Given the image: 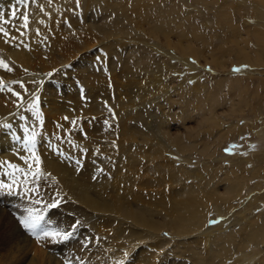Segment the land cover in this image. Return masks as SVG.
<instances>
[{
    "label": "bare ground",
    "instance_id": "bare-ground-1",
    "mask_svg": "<svg viewBox=\"0 0 264 264\" xmlns=\"http://www.w3.org/2000/svg\"><path fill=\"white\" fill-rule=\"evenodd\" d=\"M102 1L106 5L105 12L109 7L110 12L114 10L118 14L116 19L112 20V23L116 24L113 29V26L107 25L100 17L102 12H100V8L104 9L101 5ZM122 1L124 0L118 2L122 3ZM135 1L134 5L143 0ZM193 1L194 3L201 2L208 8L215 5L216 24L228 28L230 32L228 39L224 35V43L215 48L214 54L211 53L210 63L214 68L226 67L227 61L231 63V59L225 58L229 53L234 55L236 62H249L255 64V66H264V22L262 25L255 24L256 26L251 28L252 30L249 33L247 32L248 38H242L239 42V28L232 23L227 6H219L215 2L206 3L203 2L204 0ZM259 2L264 6V0H259ZM258 5L252 3L253 12H259ZM82 7L85 9L84 14L79 13L78 17L76 19L71 18V21L78 23V20L81 22L83 18L85 19L77 26H73L70 21H65V17L69 13L65 10L62 0H0V27H3L5 32L8 33V36L0 34V60H3L11 69L7 71L4 67H0V81H3L4 87L8 89L6 90L3 87L0 90V165H2L0 166V181H8L9 176L4 173L12 171L7 168L4 162H10L23 169V171H29V164L21 160L20 157L28 159L29 163L32 164L31 170L34 172L36 170L35 161L32 153L28 151V149H33L35 155L41 161L39 165L40 173H46L47 176L56 178L62 194L69 199V206L74 207L79 216L83 217V215L95 213L106 214L110 217L107 220V225L111 227L109 230L111 240L108 241V245L110 244L108 248L111 245L116 247L117 244L121 245V242H124V245L126 243L129 245L126 248L123 247V250L129 251L132 245L150 239V237H152V240L159 241L154 235L159 233L161 229H167L171 234L179 237H188L176 244V250L183 245L182 250L177 254L169 252L160 255L157 263H154L155 255L153 253L154 249L151 248L152 245H150L151 247L142 245L134 250L133 256L125 264H132V262L134 264H222L225 258L230 255L231 244L236 242L238 235L241 238L239 245L241 248L250 243L264 242V216L262 213L258 214L249 223L238 227L237 232L232 234L214 236V231L222 223L216 221L210 225L207 224L209 208L214 205L213 207L219 213L218 210L221 205H224V208L231 206L232 204L228 201L241 196L240 192L243 184H246V177L235 173L234 177L230 176L226 179L225 188L219 192L218 185L217 188L216 185L209 187L214 176L212 172L210 177L203 181L205 186L200 184L198 186H185L182 182L190 176L197 177L198 172L195 174L194 170H188L184 165L176 168L167 158L160 162V160H163L162 155L164 153L170 155V149L175 148L180 153H190L192 150L198 149V144H196L194 138L212 134L213 127L220 122L212 114L216 108L215 105H217L214 96L210 97L211 104L208 110L203 103L200 104L199 102V118L208 125L204 128L201 126L202 130L195 129L194 132L186 135L187 140L188 137L193 140L190 143L182 135L171 136L165 121L160 115L154 114L151 109L145 110L147 115L152 117L150 121L143 117L142 106L145 104H141V100L145 98L146 100L154 99V96L148 97V94L152 90L154 92L156 85H159L160 81H157L159 75H155L153 80L144 81L142 85L139 76L134 75L129 84L125 83V87L128 86L126 89L124 84L121 87H118V84L115 85L116 93L118 95L123 94L128 99L126 101L120 98L110 105L101 98L102 93L107 97L106 81L103 80L105 67L102 63L96 65L91 62V54H83L85 51L81 52L79 58L71 61L70 64L61 65L54 69V72H51L53 69L47 71V68H52V66L68 60L69 56H65L67 54L65 49H71L73 53L79 48L86 47V39L82 37L83 33L93 35L91 30H94L97 33L96 35L104 36L126 33L129 31L127 25L119 23L127 18L129 22H133L135 25V19L129 18L131 16L130 11L123 4L109 3L107 0H90L86 7L83 4ZM82 7L79 6L78 11L82 10ZM176 11V5L171 3L165 9L158 8L156 17L161 20L158 24L153 21L154 24H150V28L146 30L147 33L157 40L163 38L164 46L172 48L174 52L178 51V57L167 54L169 59H176L180 63L187 61L188 57H193L197 62L204 57L206 59L207 55L205 56L202 49L196 46L205 39L191 22L185 24L184 30L182 22L177 23L175 33L178 40L176 43L170 42L169 37L173 33V29L166 27V23L168 26L171 16L173 20L175 19L174 14H177ZM13 13L16 14L15 17ZM24 14H27L29 18L27 28L23 27L22 17ZM138 15L136 25L142 26L145 21H149V14L141 13ZM261 17H264L263 13ZM77 27L83 29L81 32L79 31V34L74 31ZM51 31L52 33H50ZM249 38L250 40L253 38L255 44L253 51H249L245 45ZM108 47L111 53L117 51L111 45ZM61 49H64V51ZM121 56L119 54L114 59L115 63L117 61L121 64L125 62L117 73L119 78L130 73L127 63L123 59L124 57ZM109 59V57H104L106 65L108 64V70L114 72L113 64ZM185 63L189 67L191 66L187 62ZM94 65L97 66L98 71L90 70L89 67L92 68ZM44 69L47 70L43 72ZM193 77L195 78V76ZM58 81L63 84L61 85L63 86L61 92L57 85ZM78 82L84 86L85 100L79 98L83 96L79 93ZM240 82L236 79L231 81L232 88L236 92H245L246 86H241ZM260 84L264 86V79L260 81ZM149 85L152 86V89L148 88ZM219 85L217 86L219 87ZM112 90L113 88L109 86L111 96ZM13 93H19V97ZM134 95L139 97L138 102L133 99ZM87 102L89 103L87 104ZM245 104L246 101L242 99L239 100V104L230 106L233 107L234 112H239L243 110ZM132 108L136 111L133 112ZM52 114L66 115L69 120L66 124H55L51 120ZM86 118H90L91 121L83 126L82 120ZM77 119L80 121L73 124L72 122ZM4 125H8V127H4ZM52 127L54 129L58 127L61 133L68 134L71 131L68 134L69 140H66L67 137L62 138L66 141L65 143L58 140L57 133L55 130L53 132ZM230 131L235 134L238 129L230 128ZM33 133L35 134L34 144H26L25 141L29 140ZM228 133H220L218 141L221 143L219 139L226 138ZM87 136H89V139ZM57 142L61 144H57ZM162 142L166 144H162ZM201 143L202 146L200 145L201 147L198 150L201 155L206 156L204 158H210L212 156L209 150L210 143L204 142V140ZM97 144H99V150ZM213 144L215 145V143ZM100 151L105 156L97 154ZM142 156L146 159L159 160L153 162L156 163L154 170L158 172V175L143 181V185L152 187L167 183L168 186H171L175 183L178 189H171L172 194L167 195V197L162 194L161 196L151 197L145 195L143 190L131 191L129 185L128 188L127 185L121 187L125 178L124 169H134L135 167V171H138L140 168L137 169L136 166L139 165L140 159L142 161ZM254 157L256 167L258 165L260 168L264 162V152L258 157ZM233 160L238 164L237 166L248 162V159L239 157ZM77 161H80V164H77ZM99 168L105 169V171H102L104 173H101ZM115 168H117L116 171L119 172V175L112 181L111 171ZM259 168L251 175L256 176ZM166 171L169 173L167 174ZM148 194H151V192ZM154 194L156 195V192ZM260 197L264 200V195H260ZM254 202L255 199H253L252 204ZM226 203L227 206H225ZM154 215L158 217V220H155ZM260 218L263 221L262 225L254 226ZM116 219L120 222L117 226H114L113 221ZM196 234L200 235V239L192 238ZM129 237L135 238L137 242L132 241L133 239L129 240ZM204 239L208 241L205 246L201 244ZM186 241L187 243H185ZM36 256L34 255L29 260L30 264L33 263L34 259L36 260ZM262 262L264 264V261ZM44 264H48V262L46 261ZM98 264H101V262Z\"/></svg>",
    "mask_w": 264,
    "mask_h": 264
},
{
    "label": "rangeland",
    "instance_id": "rangeland-1",
    "mask_svg": "<svg viewBox=\"0 0 264 264\" xmlns=\"http://www.w3.org/2000/svg\"><path fill=\"white\" fill-rule=\"evenodd\" d=\"M89 1L90 0H78L77 2V0H62L65 10L69 13V15H66L65 21H70L73 26L82 23L85 18H83L81 22L77 19L78 23L71 21V18L76 19L79 13L84 14L85 9L82 7V4L86 7ZM118 1L119 0H107L109 3L117 2L123 4L126 9L130 11L131 16L129 18L135 19V25L133 22H129L128 18L119 23L127 25L126 27L129 31L126 33L123 32V34L117 33L109 36L96 35L97 33L94 30H91L93 35L85 32V34H82V37L86 39L85 48H79L73 53L70 47V50L65 49V53H67L65 56H69L68 60L56 64L52 66V68H47L48 70L44 69L43 72L46 70L50 71L51 69H53L51 72H54V69L57 67L61 65L66 66L70 64L71 61L78 59L80 56L79 54L85 51L83 54H91V62H94L96 65L97 63H102L105 67L103 80L106 81L107 97L102 93L101 98L110 105L120 98L126 101L128 99L125 95H118L116 93L115 85L118 84V87H121V85L124 84L125 87V83L129 84V82L133 80L132 77L134 75L139 76L141 80L140 84L142 85L144 81L146 82L149 79L153 80L155 75H159V79L157 80L160 81L159 85H156L154 92L152 90L151 93L148 94V97L154 96V99L146 100L145 98L141 100V104H145L142 106L143 117L150 121L152 117L148 116L145 110L151 109L154 114L160 115L165 121V125L168 126L167 129L170 131L171 136L175 137L176 135H182L183 138L190 143H192L193 140H191L190 137H188L187 140L186 135L190 134V132H194L195 129L202 130L208 125V123L202 122L199 118V102L200 104L203 103L208 110L211 104L210 97L214 96L217 100V105H215L216 108L212 114L215 118L219 119L220 122L217 126L213 127L211 135L207 134L202 135V137L194 138V141L196 140L195 142L198 144V149L202 146L201 141L203 142L204 140V142L210 143L209 150L212 156H210V158H204L206 156L201 155L198 149H194L190 153H180L174 148L172 149L173 151L170 149V155H165L164 153V155H162L163 160H160V162H163L167 158L176 168L184 165L188 170H194L195 174L198 172V174H196L197 177L190 176L182 182L185 186H198V184L205 186L203 181L210 177L211 172L214 176L212 178V184L209 187L216 185L215 187L217 188L218 185L220 189H218L219 192L223 191L225 188L226 179L230 178V176L234 177L235 173L247 178L245 180L246 184H243V188L240 192L241 196L228 201L232 204L231 206L224 208V205H221L218 210L219 213L217 209L213 207L214 205L209 208L207 212V224H212L210 221L222 223L218 225V229L214 231V236L235 233L238 227L249 223L258 214L262 213L264 216V200L260 197V195H264V162L260 168L258 165L256 167V160L254 157H258L264 152V86L260 84V81L264 79V66H255V64L249 62H236L234 55L229 53L225 58L231 59L232 62L230 63V61H227L226 67L214 68L210 63L211 53L214 54L215 48L222 45L225 36L227 38L230 34L228 28L216 24L215 5L212 8H208V6L201 2L194 3L193 0H143L142 2H137L135 5V0H124L122 3ZM203 2H215L219 6L224 5L228 7L232 23L239 28V42L242 38H248V33L252 30L251 28H254L256 25H262L264 22V17H261L262 13L264 14V6L260 4L259 0H204ZM253 2L256 3V5L259 4V12H253L251 7ZM170 3L176 5L177 8V14H174L175 19L173 20L171 16L168 26L166 23V27L173 29V33L169 37L170 42H177L178 37L175 33L177 27H175V25L181 22L183 30L187 22L194 24L198 33L205 39V41L197 45L194 44L202 49L205 56L207 55L206 59H204V57L201 61L197 62L193 57V59L188 57L185 62L189 63L191 65L190 67L185 62L180 63L176 59H169L167 56H170V54L174 55V57H178V51L176 50L174 52L172 48H167L164 46L163 38L157 40L146 31L150 28V24H154L153 21L158 24L161 20L156 17L157 9H165ZM101 5L104 9L100 8V12L102 11L100 17L107 25L113 26V29L116 27V24H113L112 20H115L118 14L114 10L110 12V10H108L109 7L105 12L106 5L104 1L101 2ZM79 6L82 7L80 11H78ZM141 13L149 14V21H145L142 26H139L136 25V22L138 21L137 18H139L138 14ZM80 29L81 28L77 27L74 31L79 34V31L81 32L83 30ZM50 33H52V31ZM190 39L192 40V38ZM252 39L250 40L249 38L245 43L249 51L255 49V44ZM109 45L113 46L117 51L111 53L108 47ZM61 50L64 51V49ZM119 54L122 55L121 57H124L123 59L126 61L130 70L129 74L121 78L117 77V73L121 70L125 62H123V64L119 61H117V63L114 62V59L118 57ZM104 57L110 58L109 60L113 64L112 67L114 72H110V69L108 70V64L106 65ZM177 59L179 60V58ZM96 65L92 68L89 67L90 70L98 71ZM234 69L240 70L234 71ZM193 76H195V78ZM235 79L241 81V86H246L245 92H236L233 90L231 81ZM55 82L57 81L55 80ZM57 85L61 92V88H63V86H61L63 85L62 82L58 81ZM217 85H219L220 88ZM109 86L113 88L112 96L109 92ZM77 87L79 93L83 96V98L81 96L79 98L85 100V89L83 84L78 82ZM126 87L128 86L126 85ZM148 88L152 89V86L149 85ZM4 89L6 88L4 87ZM134 90L136 91V89ZM133 99L135 102L139 101V97L136 95H134ZM197 99L200 100L198 101ZM242 99L246 101L245 106L242 108L243 110L234 112L233 107L230 105L239 104V100L241 101ZM88 103L89 102H87V104ZM111 110H113V108H111ZM132 111L134 112L136 110L132 108ZM51 116V120L55 124H66L69 120V117L67 120L65 119L66 115L52 114ZM74 121L76 123V121L78 122L80 120L77 119ZM82 121V125L85 126L91 119L86 118ZM201 126H203V128ZM230 128H236L238 131L233 134L234 132L230 131ZM52 129L53 132L55 130L57 139L61 142H66L62 140L63 137H67L68 139L66 140H69L70 137L68 134L71 131L66 134L63 131V133H61L58 127L57 129L52 127ZM225 132L229 133L226 138L219 139L221 140L220 143V141H218L219 135ZM87 137L89 139V136ZM212 143H215V145H212ZM57 144L61 143L57 142ZM162 144L166 143L162 142ZM167 144L170 145L169 143ZM97 145L99 150V144ZM164 147L167 148L166 146ZM213 148H215V150H213ZM94 149L97 150L96 148ZM97 154L105 156L101 151ZM236 157L248 159V162L237 166L238 164L233 160ZM148 159L142 156V161L140 159L139 165L136 166L137 169L140 168L138 171H135V167L134 169H124L123 173H125V178L124 182L122 181L121 187L122 185H127V188L130 186L131 191L143 190L145 195L151 197H156L157 195L161 196V194L165 197L169 194L171 195L172 190L178 187L175 183L171 186L164 183L152 187L142 184L143 181L158 175V172L154 170L156 163L153 162L159 160ZM258 168V174L252 176L251 174L257 171ZM116 170L117 168L111 171L112 181L119 175V172ZM35 171L36 170H34V172ZM99 171L104 173L102 171H105V169L99 168ZM27 172L29 171L17 172L15 177L9 176L8 181H3L4 183L12 184L13 179H15L16 183L13 184V190L11 192L7 190L0 191V264H30L31 262H29V260H31L34 255L37 256L32 264H39L40 262L44 264L46 261L48 264H98L100 262L101 264H125L128 262V259H131V256H133L134 250L142 245H147L148 247L152 245L151 248L154 249L153 253L155 255L154 263H157L160 259V255L169 252L177 254L182 250L183 245L176 250V244L188 238L179 237L175 234H171L167 229H161L159 233L154 235L159 241L152 240V237H150V239H145L138 244L132 245L129 251L123 250V247L126 248L129 245L128 243L124 245V242H121V245L117 244L116 247L115 245H111V247L108 248L110 245H108V241L111 240V233L109 232L111 227L107 225V220L110 217L106 216V214L95 213L83 215V217L79 216L75 212L74 207L69 206V199L62 194L61 187L57 183L55 177L47 176L46 173H40L39 178L36 179L32 175L25 176ZM166 173L168 174L169 172L166 171ZM126 175L128 176L126 177ZM257 190L259 192H255ZM150 192L151 194H148ZM155 192L156 195L154 194ZM253 199H255V202L252 204ZM53 201H58V206L49 208L48 205L52 204ZM225 206H227V203ZM29 212L43 217L40 221L39 229L61 232L68 231L71 232L72 235L67 240H61L59 237H44L38 229L40 238L37 239L36 235L27 231L19 222V219L26 217ZM154 216L155 220H158V217L156 215ZM119 222L118 219L114 220V226H117ZM262 223L263 221L260 218L258 219V223H255L254 226H261ZM73 224H76L75 228L72 227ZM192 238L200 239V235L196 234ZM128 239H133L132 241L137 242L135 238L129 237ZM170 239L171 241H169ZM205 239L201 241V244L204 246L208 243ZM187 241L185 243H187ZM240 241L241 238L238 235L236 242L231 244L230 255L225 258L222 264H262V261H264V242L258 244L250 243L241 248L239 246ZM185 247L186 245L184 248ZM132 264H134V262H132Z\"/></svg>",
    "mask_w": 264,
    "mask_h": 264
},
{
    "label": "snow or ice",
    "instance_id": "snow-or-ice-1",
    "mask_svg": "<svg viewBox=\"0 0 264 264\" xmlns=\"http://www.w3.org/2000/svg\"><path fill=\"white\" fill-rule=\"evenodd\" d=\"M77 2H78V0H77ZM15 15L16 14L13 13L14 17H15ZM22 19L24 21L23 27L27 28L28 27V19H29L28 15L24 14ZM0 34H3L4 36H8V33L5 32L3 27H0ZM21 34H23V33H21ZM0 67H4L5 70H7V71L11 70L10 68H8V66L4 63L3 60H0ZM239 70L240 69H234V71H239ZM4 86L5 85H4L3 81H0V90H2ZM13 94L17 95L19 97V93H13ZM33 106H34V104H33ZM65 119L67 120L68 118L65 117ZM72 123L75 124V121H73ZM4 127H8V125H4ZM34 138H35V134L33 133V136L29 140H26L25 143L26 144H28V143L34 144ZM233 147H235V146H233ZM28 151H30L32 153V157H33V159L35 161V165H36V171L35 172L31 171L32 164L29 163V161L26 157H20L21 160H23L25 163L29 164V172L25 173V176L32 175L34 178L38 179L39 175H40L39 165H40L41 161H40L39 157L35 155V152L33 151V149H28ZM76 163L80 164V161H77ZM4 164L7 165L8 169L12 170V171H6L4 173L7 176L15 177V174L17 172H23V169L19 168L17 165L11 164L10 162H4ZM0 166H2V165H0ZM14 183H16L15 179H13L12 184L4 183L3 181H0V191L7 190V191L11 192L13 190V184ZM58 203H59L58 201H53V203L49 204L48 207L49 208L57 207ZM42 219H43L42 216L34 215L32 212H29L26 217L20 218L19 222L27 231H29L33 235H36L37 239H39L40 235L38 234V229H39L40 221ZM210 223H215V221H210ZM72 227L75 228L76 224H73ZM39 232L42 233V235L44 237H52V238L59 237V239H61V240H67L72 235V233L68 232V231L61 232V231H56V230L39 229Z\"/></svg>",
    "mask_w": 264,
    "mask_h": 264
}]
</instances>
